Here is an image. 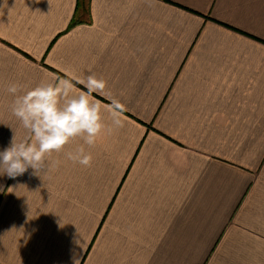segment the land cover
Returning a JSON list of instances; mask_svg holds the SVG:
<instances>
[{
  "label": "crops",
  "instance_id": "1",
  "mask_svg": "<svg viewBox=\"0 0 264 264\" xmlns=\"http://www.w3.org/2000/svg\"><path fill=\"white\" fill-rule=\"evenodd\" d=\"M67 73L124 127L0 175V264H264V0H0V151L9 84Z\"/></svg>",
  "mask_w": 264,
  "mask_h": 264
},
{
  "label": "clouds",
  "instance_id": "2",
  "mask_svg": "<svg viewBox=\"0 0 264 264\" xmlns=\"http://www.w3.org/2000/svg\"><path fill=\"white\" fill-rule=\"evenodd\" d=\"M147 2L151 6V0ZM106 89L107 81L94 73L86 77L67 73L66 78L41 80L26 90L18 83L9 84L7 92L14 96L12 115L29 135L17 142L14 133L10 145L0 151V175L14 179L29 168L34 175H46L62 163L51 159L53 153H64L67 160L91 167L93 155L87 148L94 147L103 133L125 124L126 106ZM93 93L105 95L108 103L97 100ZM77 139L82 144L65 151Z\"/></svg>",
  "mask_w": 264,
  "mask_h": 264
}]
</instances>
